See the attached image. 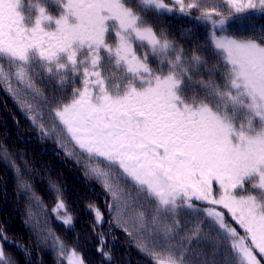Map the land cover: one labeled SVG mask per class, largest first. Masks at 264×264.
<instances>
[{"label": "snow or ice", "instance_id": "1", "mask_svg": "<svg viewBox=\"0 0 264 264\" xmlns=\"http://www.w3.org/2000/svg\"><path fill=\"white\" fill-rule=\"evenodd\" d=\"M169 17L197 27L177 38ZM262 20L264 0H0V86L41 141H55L102 187L110 219L94 203L85 209L105 260L98 229L107 223L153 264H218L225 245L227 264L264 261ZM0 164L27 201L22 224L36 244L9 239L0 224V264H19L5 243L25 264L40 247L55 264H86L33 212L45 207L34 181L46 179L51 212L74 230L62 184L3 144ZM203 243L211 254L197 251Z\"/></svg>", "mask_w": 264, "mask_h": 264}, {"label": "trees", "instance_id": "2", "mask_svg": "<svg viewBox=\"0 0 264 264\" xmlns=\"http://www.w3.org/2000/svg\"><path fill=\"white\" fill-rule=\"evenodd\" d=\"M41 2L44 3L47 0H41ZM49 8L53 14H56L57 10L55 8H52L51 5H49ZM196 14L193 11V15ZM168 20H171V23H168ZM165 23L177 38H179L181 32L197 27L195 21L186 17L179 19L169 17ZM262 23H264V20H262ZM198 35L201 39L204 38L205 32L202 27L198 29ZM180 43L187 46V42L184 40H180ZM2 63L5 69L8 70L7 62L3 61ZM37 83L40 87H44L45 93H47V87L40 84L39 81ZM0 144L5 145L16 155L18 163L19 154L23 153L30 164H34L36 168L41 169L40 176H45L44 169H47L52 179L62 184L65 189L64 198L68 210L76 218L74 230L66 229L51 212L56 204V197L52 191L47 189L46 179L44 181L39 179L34 181L36 191L42 197L45 207L34 206L33 212L41 224L47 219L51 228L61 239L69 246L76 247L78 251L84 253L86 264H153V261L142 254L134 246L132 239L121 229L113 226L110 231L107 223L98 230L106 234L107 243L104 250L111 252V261L105 260L96 251L98 240L89 227V223L93 221V216L92 213L86 211L85 205L94 203L104 213L105 220H109L110 216L105 206V200L107 199L105 192L96 181H86L83 175V167L67 158L64 152L57 147L55 141H41L37 130L2 86H0ZM21 167H23L22 164ZM12 175L9 169L0 164V177H3L5 181L4 185H0V224L4 226L9 234V239L18 240L20 243L35 249V238L30 236L28 230L22 224L27 201L15 194ZM227 219L229 218L227 217ZM77 234L80 237L78 243L75 239ZM193 244H195V241H193ZM4 247L5 252L12 254L19 264H25L26 257L18 248L7 243L4 244ZM197 251L203 254H211L213 247L203 243ZM41 259L42 264H55L52 253L43 247L39 248V252L32 251L31 264H38ZM186 259H193L194 264H196L195 257H186ZM230 259H232L231 251L225 245L222 253H217L216 260L218 264H222V262L227 264ZM61 264H65V262L61 261Z\"/></svg>", "mask_w": 264, "mask_h": 264}, {"label": "rangeland", "instance_id": "3", "mask_svg": "<svg viewBox=\"0 0 264 264\" xmlns=\"http://www.w3.org/2000/svg\"><path fill=\"white\" fill-rule=\"evenodd\" d=\"M221 210H223V209H221ZM223 211H225L226 219H227V217L229 218V219H227L228 222H229V223H232L233 226L237 227V230L240 231L241 234H243V232H242V230L239 228V226H238V225H235V222L232 221L231 218L228 216L227 211H226V210H223ZM262 264H264V261H262Z\"/></svg>", "mask_w": 264, "mask_h": 264}]
</instances>
